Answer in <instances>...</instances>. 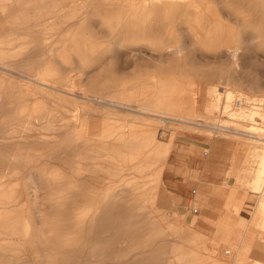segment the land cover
I'll return each mask as SVG.
<instances>
[{
	"label": "rangeland",
	"instance_id": "374dc122",
	"mask_svg": "<svg viewBox=\"0 0 264 264\" xmlns=\"http://www.w3.org/2000/svg\"><path fill=\"white\" fill-rule=\"evenodd\" d=\"M134 1L0 0V264H264V0Z\"/></svg>",
	"mask_w": 264,
	"mask_h": 264
},
{
	"label": "bare ground",
	"instance_id": "6f19581e",
	"mask_svg": "<svg viewBox=\"0 0 264 264\" xmlns=\"http://www.w3.org/2000/svg\"><path fill=\"white\" fill-rule=\"evenodd\" d=\"M4 1V0H3ZM10 1V0H9ZM139 1H141V0H139ZM139 1H138V3H139ZM143 1H145V0H143ZM142 1V2H143ZM148 1V4H149V6H150V8L149 9H151V8H159V7H157V6H161V7H167V12L169 13V9H173V8H176V7H179V6H184V5H186L185 3H184V0H147ZM197 2L199 1V0H196ZM239 1V0H238ZM244 0H242L241 2H243ZM261 1V0H260ZM15 2V1H14ZM17 2V1H16ZM133 2V1H132ZM146 2V1H145ZM196 2V3H197ZM200 2H201V0H200ZM199 2V3H200ZM136 3V1H134V4ZM138 3H136L137 5H138ZM198 3V4H199ZM203 5H204V2H203V0H202V2H201ZM199 4V5H201L202 6V4ZM3 4V3H2ZM8 4V3H7ZM198 4L196 5L195 3H188L187 4V6H185V7H191V8H195V9H197L198 7ZM256 4V3H255ZM250 5V4H249ZM10 6H12V5H10ZM17 6V5H16ZM75 6V5H74ZM77 6V5H76ZM118 6H119V4H118ZM124 6V5H123ZM201 6H199V7H201ZM253 6V5H252ZM251 6V7H252ZM115 7V6H114ZM160 7V8H161ZM197 7V8H196ZM12 8V7H11ZM19 8V7H18ZM34 8V7H33ZM39 8V7H38ZM52 8V7H51ZM131 8V7H130ZM249 8V7H248ZM253 8V7H252ZM262 8V7H261ZM4 9H5V7H4ZM7 9V8H6ZM6 9H5V11H6ZM14 9V8H13ZM43 9H45V8H43ZM53 9H54V7H53ZM73 9V8H72ZM78 9V8H77ZM134 9V8H133ZM163 9V8H162ZM12 10V9H11ZM10 10V11H11ZM15 10V9H14ZM34 10H35V8H34ZM50 10V9H49ZM83 10V9H82ZM186 10V9H185ZM13 11V10H12ZM36 11V10H35ZM66 10H64V12H65ZM79 11H80V9H79ZM162 11V10H161ZM199 11V10H198ZM254 11H255V8H254ZM259 11V10H258ZM260 11H261V9H260ZM7 12H8V10H7ZM18 12V11H17ZM22 12V11H21ZM58 12V11H57ZM76 12V11H75ZM74 12V13H75ZM82 12V11H81ZM127 11H125V13H126ZM171 12V11H170ZM12 13V12H11ZM82 13H84V12H82ZM88 13V12H87ZM155 13H157V12H155ZM200 14H199V17L200 18H202L203 20L205 19V13H202V12H199ZM26 14V13H25ZM29 14V13H28ZM59 14V13H58ZM79 14V13H78ZM85 14V13H84ZM139 14H141V13H139ZM149 14V13H148ZM151 14V13H150ZM20 15V14H19ZM57 15V14H56ZM60 15V14H59ZM73 15V14H72ZM77 15V14H76ZM85 16V15H84ZM122 16V15H121ZM149 15H142V17H148ZM48 17V16H47ZM154 17V16H153ZM11 18V17H10ZM20 18V17H19ZM19 18H18V20H19ZM57 18V17H56ZM68 18V17H67ZM78 18V17H77ZM125 18V17H124ZM144 18V19H145ZM150 18V17H149ZM17 19V18H16ZM69 19V18H68ZM12 20V19H11ZM124 20V19H123ZM72 21V20H71ZM71 21H69V22H71ZM125 21V20H124ZM15 22V21H14ZM154 22H152V23H149V25L148 26H144V27H142L141 28V31H142V34L143 35H145L146 37H148V33H149V30H150V25L151 24H153ZM168 24L169 23H167V22H161V23H156V27H157V29H163V28H166L167 26H168ZM20 25V24H19ZM262 25V24H261ZM38 26V25H37ZM65 26V25H64ZM263 27V26H262ZM38 29V28H37ZM135 29V28H134ZM140 31V32H141ZM70 32V31H69ZM138 32V31H137ZM71 33V32H70ZM54 35V34H53ZM134 35V34H133ZM136 35V34H135ZM140 35V34H139ZM121 36V35H120ZM118 37V38H121V37ZM125 36V35H124ZM138 36V35H137ZM141 37V36H140ZM117 38V37H116ZM121 40V39H120ZM122 40H123V38H122ZM117 41H119V40H117ZM93 42V41H92ZM122 42V41H121ZM25 43V42H24ZM113 43V42H112ZM119 44H121L120 42H118ZM48 44V43H47ZM184 44V43H183ZM182 43L180 44V45H178L177 46V49H176V51L177 52H180V53H182V49H184L183 48V46H181V45H183ZM186 44V43H185ZM91 45V44H90ZM116 45H117V42H116ZM80 46V45H79ZM97 46H98V44H97ZM118 46V45H117ZM26 47V46H25ZM95 47V46H94ZM102 47V46H101ZM21 48V47H20ZM89 48V47H88ZM119 48H121V47H119ZM14 49V48H13ZM86 49H87V47H86ZM90 50H91V48H89ZM20 49H18L17 51H19ZM23 50V49H22ZM54 50V49H53ZM55 51V50H54ZM92 51V50H91ZM142 51V50H141ZM237 51H238V49L237 48H234L233 49V53L234 54H236L237 53ZM7 52V51H6ZM10 52V51H9ZM20 52V51H19ZM18 52V53H19ZM88 52V51H87ZM94 52V51H93ZM98 52V51H97ZM135 52V51H134ZM14 53H15V51H14ZM14 53L13 54H11L12 56L14 55ZM16 54V53H15ZM14 57V56H13ZM87 57V56H86ZM5 62V61H4ZM4 62L2 61L1 62V60H0V65H2V66H4ZM7 66H9L8 64H7ZM11 66V65H10ZM9 66V67H10ZM8 67V68H9ZM41 68V67H40ZM7 69V68H6ZM12 69V68H11ZM45 69V68H44ZM10 70V69H9ZM23 70V69H22ZM25 70V69H24ZM26 71V70H25ZM21 72V71H20ZM24 72V71H23ZM23 74V73H22ZM27 74V72L25 73V75ZM30 75V74H29ZM29 75H28V77H29ZM32 75V74H31ZM24 76V75H23ZM36 77V76H35ZM34 77V78H35ZM32 78V76L30 77V79ZM33 80V79H32ZM45 81H48V80H45ZM39 85V84H38ZM48 85V84H47ZM233 85V84H232ZM235 85V84H234ZM49 86H52V85H49ZM54 87V86H53ZM213 87V86H212ZM216 88V87H215ZM211 90H212V88H211ZM214 88H213V91H212V93H214ZM216 90H218L219 91V89H216ZM239 89H237V90H235V89H226L225 91H223L224 92V95H225V98H226V101L228 102V103H230V104H232L231 102H232V100H233V98L234 97H238L239 98V96H241L242 94L238 91ZM211 92V91H210ZM216 92V91H215ZM221 92V91H220ZM243 93V92H242ZM211 94V93H210ZM216 94H219L218 92L216 93ZM215 94V95H216ZM212 95V94H211ZM220 95H221V93H220ZM210 96V95H209ZM215 97V96H214ZM221 97H222V95H221ZM256 96H254V98H255ZM263 97V99H264V96H262ZM242 98V97H241ZM240 98V100H237L236 101V104H237V108L239 109V108H241L242 106H243V99H241ZM244 98H245V95H244ZM235 99V98H234ZM247 99V98H246ZM262 99V100H263ZM214 100H216V99H214ZM222 100V99H221ZM225 100V99H224ZM248 100V99H247ZM257 100H259V98L257 99ZM262 100H260V101H262ZM217 101H220V99H219V96H217ZM217 101H215V102H217ZM226 102V103H227ZM245 102V101H244ZM218 103V102H217ZM217 103H214L215 105L217 104ZM248 103V102H247ZM250 103V102H249ZM253 103V102H252ZM263 103V102H262ZM156 105V104H155ZM226 104H224V106H225ZM229 105V104H228ZM228 105H227V107H228ZM247 105V104H246ZM230 107L229 108H231V105H229ZM261 106H262V104H261ZM261 106L260 107H258L257 106V104H255L254 106H252V110H251V115H252V118H256V117H258V115L259 116H261L262 114L261 113H263L264 112V110H262V108H261ZM264 106V105H263ZM226 107V106H225ZM228 108V109H229ZM236 108V107H235ZM237 108H236V111H237ZM251 108V107H250ZM259 108V109H258ZM234 109V108H233ZM246 109V108H245ZM225 110H227V109H225ZM250 110V109H249ZM229 111V110H228ZM235 111V112H236ZM248 110H246V112H247ZM140 112V111H139ZM154 112H156V113H158L159 115H160V117H161V120H163V121H165L166 123H168L167 121H169V122H171L170 120H179V121H185V122H187V123H190L189 121H186V120H183L184 118L183 117H185V118H190V116L189 115H182V118H180L181 117V114H176V113H171V112H169V111H164V110H157V109H154ZM240 113V112H239ZM239 113H234V115H233V111L231 112H229L228 114H229V116L231 117L230 119H232V121H234L233 119H237V118H239L238 117V114ZM148 114V113H147ZM143 115V114H142ZM241 115V114H240ZM243 116V115H242ZM249 116V115H248ZM159 117V118H160ZM262 117H263V115H262ZM241 118H243V117H241ZM251 118V117H250ZM249 118V119H250ZM194 119V118H193ZM245 118H243L242 119V121L244 120ZM246 119H247V117H246ZM259 119V118H258ZM262 119V118H261ZM263 119H264V117H263ZM262 119V120H263ZM238 120H240V119H238ZM251 120V119H250ZM255 120V119H254ZM253 120V121H254ZM237 121V120H236ZM241 121V122H242ZM247 120H245V122H246ZM256 122L255 123H250V124H248L249 122H247V124H244L243 125V127L241 128V126H240V128H236V127H234L235 128V130H234V133H240V134H242V135H245V136H248V137H250V138H252V139H254V140H260V141H262V140H264V134L263 133H260V130L262 129V127H260V123L258 124V122H257V120H255ZM192 122V121H191ZM251 122V121H250ZM178 123V122H177ZM234 123V122H233ZM236 123V122H235ZM234 123V124H235ZM242 124V123H241ZM240 124V125H241ZM213 127V126H212ZM216 131H229L227 128H226V126H225V123L224 122H222V123H219L218 124V126H216V127H213ZM10 130H12V129H10ZM112 130V129H111ZM210 130V129H209ZM113 131V130H112ZM120 131V130H119ZM215 131V132H216ZM84 132V131H83ZM261 132H262V130H261ZM10 133V132H9ZM44 133H46V132H44ZM43 133V134H44ZM51 134H53V133H51ZM51 134H49V135H51ZM74 134V133H73ZM76 134V133H75ZM140 134V133H139ZM44 136H45V134H44ZM43 136V137H44ZM75 136V135H74ZM119 136V135H118ZM12 137V136H11ZM39 137V136H38ZM80 137V136H79ZM115 137H117L116 135H115ZM114 137V138H115ZM125 138H126V136H124ZM138 137V136H137ZM136 137V138H137ZM144 137V136H143ZM142 137V138H143ZM134 138V137H133ZM132 138V139H133ZM149 138V137H148ZM43 139V138H42ZM86 139H88V138H86ZM85 139V140H86ZM116 139V138H115ZM114 139V140H115ZM3 140V139H2ZM89 140V139H88ZM145 140V139H144ZM111 141V140H110ZM124 141V140H123ZM127 141H128V139H127ZM127 141H126V144H129V143H127ZM141 141V140H140ZM139 140H138V142H140ZM147 141H148V139H147ZM150 141V140H149ZM21 142V141H20ZM87 142V141H86ZM86 142H84V143H86ZM137 142V143H138ZM264 142V141H263ZM109 143V142H108ZM115 143V142H114ZM117 143V142H116ZM120 143H122V142H120ZM135 143V142H134ZM144 143V142H143ZM143 143H141V144H143ZM152 143V142H151ZM124 145H125V141H124V143H123ZM120 145V144H119ZM93 146H95V144L93 145ZM93 146H92V148H93ZM118 146V145H117ZM127 146V145H126ZM142 146V148L144 149V144L143 145H141ZM140 146V147H141ZM158 146V145H157ZM112 147V146H111ZM123 147H125V146H123ZM131 147V149H132V146H130ZM88 148V147H87ZM121 151H123L124 149L121 147ZM130 149V148H129ZM142 150V149H141ZM98 151V150H97ZM117 151V150H116ZM159 151V150H158ZM169 151V150H168ZM102 152H104L103 150H102ZM79 153V152H78ZM99 152H97V154H98ZM119 153V152H118ZM139 153V152H138ZM136 154V153H135ZM162 154V153H161ZM109 157H111V156H109ZM116 157V156H115ZM118 157V156H117ZM107 158H108V156H107ZM127 158V157H126ZM126 158H124V160L126 159ZM129 158V157H128ZM95 159V158H94ZM94 159H93V161H94ZM128 160V159H127ZM96 161H99V160H96ZM100 163H101V160H100ZM143 165V164H142ZM163 166V165H162ZM139 167V166H138ZM161 167V166H160ZM99 168V167H98ZM159 168V167H158ZM81 169V168H80ZM96 169V168H95ZM100 169V168H99ZM157 170V169H156ZM79 171V170H78ZM79 174H81V173H79ZM84 174V173H83ZM262 174H264V160L262 161V163L260 164V166H259V170H258V173H257V176H256V179L254 180V182H253V184H254V187L256 188V189H259V191H257L258 193H260L261 195H262V197H263V199H261V204H260V213H261V215L263 216V223H261L262 224V228H263V231H264V183H262V182H264L262 179ZM85 175V174H84ZM82 180V179H81ZM118 182V181H117ZM74 183V182H73ZM75 183H79L78 181L77 182H75ZM125 183V182H124ZM129 185V184H128ZM125 186V185H124ZM253 187V188H254ZM89 189V188H88ZM113 190H115V188L113 189ZM74 191V190H73ZM76 191V190H75ZM90 191H91V189H90ZM98 191V190H97ZM92 192V191H91ZM99 192H101V191H99ZM108 192V191H107ZM93 193H94V191H93ZM98 193V192H97ZM97 193L95 192V194L97 195ZM93 195V194H92ZM107 195V194H106ZM93 197V196H92ZM117 197V196H116ZM94 198V197H93ZM260 198H261V196H260ZM102 199H103V197H102ZM101 199V200H102ZM118 199V198H117ZM104 201V200H103ZM116 201V200H115ZM95 203V202H94ZM93 203V204H94ZM80 206V205H79ZM82 206V205H81ZM96 207V206H95ZM79 208V207H78ZM93 208V207H92ZM91 208V209H92ZM258 208V209H259ZM100 210V209H99ZM92 211V210H91ZM74 213V212H73ZM79 213V212H78ZM77 213V214H78ZM132 213V212H131ZM89 214H91L90 212H89ZM93 214V213H92ZM69 215V214H68ZM75 217V216H74ZM72 218V217H71ZM76 218H77V216H76ZM84 218V217H83ZM90 218V217H89ZM130 218H131V216H130ZM85 219V218H84ZM65 220V219H64ZM86 220V219H85ZM78 221V220H77ZM87 222V221H86ZM85 222V223H86ZM88 226V225H87ZM85 227V226H84ZM28 234H29V230H28ZM31 235V234H30ZM29 235V236H30ZM29 240V239H28ZM263 240H264V238H263ZM51 243V242H50ZM108 243V242H107ZM114 243V242H113ZM103 244H105V242L103 243ZM51 245V244H50ZM49 245V246H50ZM106 245V244H105ZM95 247V246H94ZM263 247V246H262ZM256 248V247H255ZM100 249V248H99ZM260 249V248H259ZM261 252V251H260ZM229 253V252H228ZM0 254H2V253H0ZM121 255V254H120ZM123 255H125V254H123ZM94 256V255H93ZM92 256V258H94ZM99 256V255H98ZM97 256V257H98ZM116 257L118 256V255H115ZM126 256V255H125ZM260 256V255H259ZM259 258V257H258ZM196 259V258H195ZM115 260V259H114ZM188 260V259H187ZM187 260H185V261H187ZM193 260V259H192ZM258 260V259H257ZM95 261V263H96V260H94ZM100 261H101V259H100ZM254 261V260H253ZM90 262V261H89ZM89 262H88V264H89ZM93 262V261H92ZM98 262V261H97ZM102 262V261H101ZM190 262V261H189ZM188 263V262H187ZM254 263H256V262H254ZM79 264V263H78ZM191 264V263H190Z\"/></svg>",
	"mask_w": 264,
	"mask_h": 264
},
{
	"label": "built area",
	"instance_id": "2783aa9c",
	"mask_svg": "<svg viewBox=\"0 0 264 264\" xmlns=\"http://www.w3.org/2000/svg\"><path fill=\"white\" fill-rule=\"evenodd\" d=\"M204 155H205V156H208V155H209V152L205 151V152H204ZM193 192L196 193V190L194 189ZM192 211H193L194 213H198V212H199V207H198V206H194V207H192Z\"/></svg>",
	"mask_w": 264,
	"mask_h": 264
},
{
	"label": "crops",
	"instance_id": "0c3cea01",
	"mask_svg": "<svg viewBox=\"0 0 264 264\" xmlns=\"http://www.w3.org/2000/svg\"><path fill=\"white\" fill-rule=\"evenodd\" d=\"M175 186L177 187V184Z\"/></svg>",
	"mask_w": 264,
	"mask_h": 264
}]
</instances>
